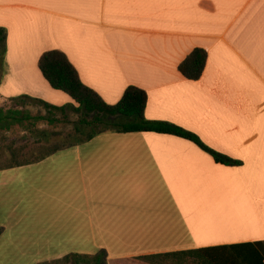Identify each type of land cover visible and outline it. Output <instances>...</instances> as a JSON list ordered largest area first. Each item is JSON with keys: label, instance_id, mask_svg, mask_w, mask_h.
<instances>
[{"label": "crops", "instance_id": "obj_1", "mask_svg": "<svg viewBox=\"0 0 264 264\" xmlns=\"http://www.w3.org/2000/svg\"><path fill=\"white\" fill-rule=\"evenodd\" d=\"M0 28L12 52L0 98L71 102L38 68L57 50L104 103L138 88L146 120L178 126L240 162L218 164L172 135L104 133L0 170L4 202L23 168L42 166L43 183L58 188L46 211L59 231L42 235L43 224L15 221L28 214L7 205L0 238L53 243L37 264L100 252L110 264H188L204 248L264 243V0H0ZM195 49L206 58L189 80L179 66ZM36 229L42 238L31 236Z\"/></svg>", "mask_w": 264, "mask_h": 264}, {"label": "trees", "instance_id": "obj_2", "mask_svg": "<svg viewBox=\"0 0 264 264\" xmlns=\"http://www.w3.org/2000/svg\"><path fill=\"white\" fill-rule=\"evenodd\" d=\"M6 30L0 28L1 62L5 54ZM206 53L195 49L179 66L180 73L189 80L200 78L204 68ZM38 68L49 86L56 91L68 95L71 102L55 106L40 99L29 96L10 98L11 107H0V133H6L14 128L29 131L36 137L35 153L32 157L13 160L0 165V170L18 168L39 163L52 154L72 146L88 142L104 133H140L150 132L172 135L189 140L203 151L209 153L214 161L225 166H238L240 162L233 161L206 147L193 133L178 126L163 121H149L144 117L146 93L138 88L129 87L121 100L114 104L104 103L100 97L86 87L79 79L77 71L60 51H47L41 55ZM26 102L37 103L46 110L45 115H33L23 105ZM76 117L73 123L74 135L66 145H48L50 135L45 130L37 129L39 124L54 126L67 121L69 114ZM56 115H60L61 119ZM1 234V229H0ZM212 264H264V243H242L227 246L209 247L198 251ZM106 255L103 252L94 256L71 254L61 259L43 262L67 264H104Z\"/></svg>", "mask_w": 264, "mask_h": 264}, {"label": "rangeland", "instance_id": "obj_3", "mask_svg": "<svg viewBox=\"0 0 264 264\" xmlns=\"http://www.w3.org/2000/svg\"><path fill=\"white\" fill-rule=\"evenodd\" d=\"M11 53V51H7V45H5V54L3 57V61L6 59V56L8 57V54L10 57ZM1 59L2 58L0 55V78L3 72ZM40 100L44 101L43 99ZM46 103H48V101ZM11 106H13V103H11L9 99L0 98V107L8 108ZM23 106L26 107V109L29 110L33 115L46 114V110L37 103L26 102ZM68 114L69 117L67 121H63L54 126H50L45 123L39 124L37 126V129L45 130L49 133L50 138L48 145H66L71 142V139H73V137H75L73 123L76 121V117L70 113ZM56 117L61 119L60 115H56ZM36 139L37 138L33 137L31 132L24 131L18 128H14L13 130L6 133H0V165L1 163L4 164L12 161L14 156L18 157L19 159L32 157V155L35 153L34 149L36 146H34V143ZM22 171L23 174L14 181V183L8 190L10 197L4 202L0 201V215H4L3 209L5 208V206L7 207V205L10 207H15L14 211H16L17 214H22L25 211L28 214V219L27 217L23 219L22 217L21 219L14 217V220H21L22 222L27 220L30 224L33 223L36 228H40L41 231L43 224L44 234L42 235L47 236L48 234H52L51 237L57 239V237L59 236V231L58 226H55L54 224L57 221H52L51 218L48 217V214L49 216H51V214L46 211V208L49 211L50 207L52 206L50 198H52L54 194L58 196L57 186L55 187V190H49L46 183H43L42 166H28L23 168ZM1 204H3L4 207L1 208ZM38 230L39 229H36V233L31 234V236L34 238H42L41 234L37 232ZM24 235L25 234H14V236L20 237ZM9 240L10 239L8 238V233H6L4 236H1L0 238V264H37L38 262H40V260H42L43 255L55 251L53 243H51L50 246H46V242L41 239H35L34 243H31L29 241V243L26 244L20 243L22 240H17L13 245L9 244ZM46 260L47 259H45L44 261ZM104 264L110 263H107L105 260ZM188 264L212 263L204 256L198 255L194 259L193 263L189 262Z\"/></svg>", "mask_w": 264, "mask_h": 264}]
</instances>
